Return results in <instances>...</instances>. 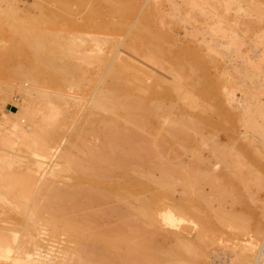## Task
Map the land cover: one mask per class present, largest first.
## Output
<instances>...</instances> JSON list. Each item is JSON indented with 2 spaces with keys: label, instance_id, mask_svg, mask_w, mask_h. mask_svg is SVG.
I'll return each mask as SVG.
<instances>
[{
  "label": "bare ground",
  "instance_id": "6f19581e",
  "mask_svg": "<svg viewBox=\"0 0 264 264\" xmlns=\"http://www.w3.org/2000/svg\"><path fill=\"white\" fill-rule=\"evenodd\" d=\"M44 1H50L51 3L55 4L58 9H63V8L67 9L69 3H71L72 1L77 2L76 4L74 3L76 6L77 5L79 6V4L85 5V3L88 2L87 9L90 4L89 1L87 0L86 2L84 0L83 1L43 0V2ZM97 1L99 0H96L94 2ZM102 1H104L103 3L105 5L103 3L101 4H103L107 8V10L106 8L104 9L106 10V16L108 17L103 22L102 26H104V28L108 31L109 34H113V35H115L114 33H116L117 31L118 32L125 31V29L129 25L128 21H126L127 17L130 14H132L134 10L137 8L139 0H101V2ZM213 1H217L215 2L216 4H218V2L220 3L218 6H216L215 3L212 2V0L188 1V5H189L188 7L190 9L189 10L186 9L188 10L185 13L186 18L193 16L192 15L193 13H198L202 15L204 18H206V20H204L205 21L204 23H206L205 26L207 27V29L205 28V26L203 27L206 29L207 32L204 29H195L194 34L195 35L197 34L198 37L200 36L199 39L201 38V42L203 43V46L205 45L207 53L214 52L215 55L223 54L222 56H224L228 52L226 54L227 56L234 54V56L236 55L237 57L242 59V61L245 63L244 66L242 65L243 68H240L241 66L237 67L238 66L237 64L236 66L235 65L229 66V64H227L228 66L224 68V71L228 67H230L227 69V73L229 69L232 70L231 72H233L239 77L237 81L238 80L241 81V83L244 84L243 86H246L247 81L251 80V83H253L255 87L257 86L258 88L260 87L259 89L260 91H256V92L261 93L262 91L263 93L264 75L263 77L260 76L261 65L259 64L258 60L256 61L252 60L253 58H256L258 56V53L261 56L259 60H264V19L262 18L264 15L262 13L264 12V8L259 5L261 2L258 4L257 0H250L248 4L247 2L248 0H246L247 2L246 5L239 6L240 2H238L239 3L238 4L237 2H235V0H213ZM73 2L71 3L72 6L74 5ZM90 2L92 1L90 0ZM242 2L241 4H245ZM140 4L138 5V7L140 6ZM234 4H236L237 7L236 6L233 7ZM40 5L41 3L39 4V7L42 6ZM98 5L95 6L94 8L93 6L90 7L97 11L96 7H98ZM154 6L153 5L147 7L145 6L146 9L145 10L143 9L144 11L142 10L143 13L139 16L138 20H136L129 33L127 32L128 37L126 38L127 41L125 46L135 55H138L141 58L146 59L153 65H156L157 67H160L161 69L170 73L173 77V78L171 77L172 78L171 81L173 82L170 86V89L165 92L159 91L157 85L158 83L161 82L158 81V78L149 77V78H153L151 79L152 80L151 83L148 85L147 83H144V79H146L144 77L147 76V72L145 71V69L143 70L142 68L136 66L134 63L128 61L129 58H127L128 59L127 60L120 56L117 57L116 61H114L113 58V61L115 63H112V65L110 64V67L108 69L106 68L107 70L105 71L106 72L105 76L103 75L104 77L101 76L99 77V79L97 77L98 84L95 83L96 86L93 88L92 90L93 92H91L90 98H88L89 100V102H87L88 105H86L87 106L86 109L84 108L85 112L84 114L81 113L83 117L80 122L78 121L79 122L78 125L76 124L74 128L72 127L73 130L71 132L70 139L64 148H61L59 137L61 133L63 134L62 129H66L63 127L66 125L67 121L69 122L68 119L71 117V115L69 114L70 113L69 110L66 108L67 107L66 105L68 103L66 96H68V94L63 93L65 90L64 87L65 85L68 86L77 85L76 84L77 81L75 80H77L76 76L77 74H79V70L81 66H79L78 61L76 60L78 59L85 60L86 56H83L84 54H82V52L80 53V49L78 48H80L81 46L78 43L79 39L76 40V38L80 37L79 34L81 33L80 30L82 29L85 28L86 30L87 28L91 29L92 26L93 29L95 26H97V28L95 27L96 29L99 28L98 27L99 25H93L94 23L93 22L91 23L92 20L91 18L94 17L93 16L94 11L92 12L89 11L88 9V11L91 12V14L89 13L85 18H83L85 20L82 21L81 23H77L74 20H72L74 17L71 19V17L69 18L63 16V14L60 15L59 10L57 11L55 9L52 10L51 8L44 7L43 11L45 10L46 13L48 14L46 18L41 20L42 23H44V29L35 30L34 28L33 32H38V33H31L32 30H30V28L32 26L29 27V25H27L24 28L23 25L26 20L23 21V19H21L22 20L21 21L19 18L17 19L16 14L14 13L15 11H13L14 9H7V10L3 9L4 10L3 11L0 7L1 9L0 13H2V15L0 14L2 16L1 17L2 22H6L7 26L10 29H12L13 34L11 37L15 45L14 49L18 50V48L21 47L20 49H23L24 52L25 61L21 63L19 62L14 63V69L12 71L13 76L16 79H20L21 81L24 82V84L20 85L23 88L28 83L33 84L39 81V77L35 73H33V69L31 68L30 61H31V57H33L34 60L36 59L41 64L43 69L41 74H46L48 80L47 85L57 90L56 93L50 92L48 90L40 91L39 93L32 92L35 89L34 87L32 88L25 87V89L22 90V93L24 95L31 97V101L37 99L39 102L45 103V105H43L42 107L44 111L42 112L41 115V123L38 126L36 125L37 118L35 117L36 109H34L33 106L34 104L29 103L30 100L28 99H27L28 103L21 104L20 105L21 108L19 109H15V110L8 109L9 111L8 113L6 111L7 109L4 108L1 109L2 114L0 116V144L8 145L11 148V150H3L0 148V213L1 214L3 213L4 215V213L6 214L8 211L15 210L17 211V215L18 212L20 213L19 215H21V213L23 212L22 214H24V217H27V219L25 218L26 219V222L24 221L25 226L23 225L25 227L24 229L26 230V234H24L25 239H23V244L21 243L22 246H19L20 245L19 240H17L16 238L15 239L18 241L19 244H17L14 238H12L11 240H2L1 237L0 244H4L5 246L2 245L4 247H0V264H67L68 261L74 264H79V263L82 264L85 258H87V260L89 258V256L85 254L86 252L89 253L90 256H93L91 253L95 255L96 254L95 252L98 249L99 250L101 249V251L103 249H104L103 251H107L106 249L108 250L111 249V251L112 249L114 250L116 249V252L117 249H120L121 250L120 258L123 259V262H125L127 259L128 260L130 259L129 252L132 251L137 252L138 249L146 248L147 246H150V244L152 246V243L148 242L149 240H147L146 238L147 236L145 237V235L147 233L148 234L151 233L148 231L150 230V228L154 226L155 219L151 216L149 217V219L146 218V215L148 213L147 210L144 207L139 208L137 202L138 199L137 188L139 185L138 174H137L138 164H139L138 156L142 155L143 157V154L144 155L153 154L154 149L157 151L156 144H154L153 141L155 140L154 142H156L158 140V144L159 141H165L167 138V137L165 138L164 136L165 134L171 139L177 140L176 139L177 134L186 131L187 128L190 126L188 125L190 124V121L188 120L186 123V121H182L177 118L175 121L173 120L174 121L173 123L168 124L169 125L168 126L165 125L167 123L166 122L167 119L166 121H164L165 119L163 121L159 120L162 122L160 123L161 126L160 124H158L159 126L158 133L161 131L160 133L164 132V134L162 133L161 135V137L163 136V138H158L160 137L159 136L160 133L158 134L155 132V134L158 135V137L156 135L155 137L154 136L155 129L152 128V126L150 125L149 119H152L153 116H155V114L157 113L156 111L157 107L156 108L153 106L149 107L148 106L149 104H147L148 101L147 98L150 99L154 98L152 100V103L154 104L157 103L156 106H159L162 103L159 104L154 100L160 98L161 96L165 98H170L172 95H174L176 98H179L180 100L182 99V101H185L184 105L195 104L196 101L192 99L193 98L192 96H194V94L190 90L191 88L190 89L188 88L189 90H187L188 87L186 86L187 83L182 82L183 80H180L182 79L180 77V73L183 72V77L186 78V77H190L192 74H195L197 70H199V72H201L203 75L201 77H204L207 74L209 61H211V64H215V65L217 64V60H215L210 55H209L210 59H206L202 57V55L200 56L198 54L199 52L198 50L200 49L194 50V48H192V50L188 51L185 48V49H178L175 51L173 50V48L171 49V46L169 47L165 46L164 43L165 44L173 43V39H171L169 30L167 28H163L160 26L163 23L160 17L159 18L157 17V19L156 17L154 18L155 12L153 13L154 9H152ZM169 7H171L170 9L171 16L180 19L182 15L180 16L181 13H180V6L178 1L171 0V6ZM232 7L237 9H232ZM100 8L103 9L102 6H100ZM71 9L73 10L74 8ZM156 9L157 8L155 7V10ZM231 9L233 11L235 10L233 14L236 15L238 13H241L239 12L240 10L243 11L245 9L242 12L241 16L240 14H238L237 16L240 18L242 16H243L242 18L248 16L247 21L244 22L245 29L243 30V32L246 31L248 33H251V35H253L254 37L256 36V38H254L255 40H252L251 44H249V42L247 41L250 46V52L251 51L252 53L254 52L253 56L252 55L249 56L248 54L245 55L241 49L242 44H244L245 41L243 39L244 33H242L243 36L241 34L242 38L239 37L240 34L238 36L236 29H239V27L234 28V25L236 24L238 26L237 20L239 18L236 15H234V17H232L231 19L229 14ZM45 11L44 12L41 11V12L45 15ZM97 12H95L94 15L98 17L97 14H99V12L98 13ZM65 14L67 13L65 12L64 15ZM70 14H72V12ZM250 14L252 15V17H250L251 16ZM90 15H92L93 17ZM253 15L255 16V18L253 17ZM113 17H115V19H112ZM156 20L157 21L161 20L160 21L161 23L159 21L158 22L160 24L157 23ZM57 21H60L58 23L59 25L60 23L63 22V24H61V26L64 25L63 28L62 27L57 28L58 26L56 27ZM207 21L209 22L207 23ZM239 24L241 23L239 22ZM17 25L18 28L15 27ZM26 27L29 28L30 30L29 32H28V28L26 29ZM200 27L202 28V25ZM100 28L102 32L103 29L101 26ZM204 32H206L208 35L206 36L205 35L206 33ZM122 33H118V34L116 33V36ZM113 35H109L105 37V39L102 38L103 39V40L101 39L102 42H100L101 40L99 41L98 37L93 36L92 39L98 38V40L96 39V44H94L95 46L96 45L98 46L95 52L98 51L99 46L101 45V44L99 45L97 42L102 44L104 43L105 45H101L100 47L102 46L105 47L100 48L99 49L101 50L100 52L99 51L98 53L96 52L93 56L89 57V59H87V61L84 63L88 64L90 61L94 60L95 62L92 61V63H90L91 65L93 63L97 64L100 62L103 64L105 63V61H108L109 60V59L107 60L108 54L113 55L112 50L116 48V44H117L116 36L114 37ZM80 39L81 41H83V37H81ZM199 39L198 41H200ZM81 41L80 43L84 42ZM201 45L199 46L201 47ZM220 45L224 46L223 48L224 50H226V53L223 52L224 50L221 51V49L219 48ZM115 52L116 51H114V53ZM186 54L191 56L195 61H197L198 58L199 59L202 58L201 60L196 62L197 68L196 67L193 68L192 66H189L190 69L188 70V65L183 64L181 62L182 60H179L181 56H186ZM164 56L165 57L170 56L167 58L168 62L166 61V58L164 59ZM113 57L115 56L113 55ZM29 62L30 64L28 66ZM224 71L222 70V72ZM93 73L95 75L94 70ZM224 73L218 75L215 78L214 83L209 87L192 86V88L194 87V90L199 94V95L195 94V96L197 95L198 98L200 96L202 97L211 96L212 94L211 92H214L216 95V93L224 90V92L229 94L228 99L230 101L232 96L235 94L234 91L236 89L234 90L233 87L234 85H236L234 84L236 81L233 83L232 82L233 80L231 79L232 80L231 81L229 79L230 77H233V76L229 77L231 73H229V75H227V73L225 74ZM178 76L180 79L178 78ZM92 79H93V75H92ZM261 80L263 81L262 85H260L259 82ZM191 85H193V83H191ZM194 85L197 84L194 83ZM77 86L79 87V85ZM189 87L191 86L189 85ZM61 90H63V92H60ZM245 91L247 92L248 90L245 89ZM189 92L191 93L189 94ZM254 92H252V94L253 95L255 94V96H257V93ZM254 97L252 98V100L250 98H249L250 100L248 99L249 101L246 100L247 105H245V110L241 108L243 109L242 114H238L237 112H234L233 110L226 108L222 101L216 102L214 100L216 103L212 101L215 104V105L213 104L214 110H217L227 116L232 117L234 123L237 124L239 122L242 123L243 130L248 135L252 136L251 142H253V139L256 140L258 138L259 140V138L264 137V93L260 98L261 100L258 99L259 96H257L256 98L258 100H255ZM159 107L161 108V106ZM181 108L182 107L179 108L180 109L179 111L182 110ZM73 109L75 110L76 108L73 107ZM6 113L9 115L12 114L11 116L15 117L16 119V121H14L13 125H11L10 127L7 126ZM184 113L186 114L187 112ZM24 115H27L29 117V120L27 121L28 124L26 126H23L22 124L24 123L22 122V118L26 117ZM167 116L169 117V115ZM179 118L183 119V117H179ZM183 120H185V118ZM150 126L152 129L150 128ZM164 126L167 127L165 128ZM150 129L151 132L147 133L150 131ZM142 131L146 132V133L143 132L145 134L144 136L142 135L143 134ZM86 133L90 134V135L87 134L89 135L88 139L87 137H84ZM10 134H12V136L14 137L13 140L10 138L12 137L10 136ZM148 134L149 135L153 134L152 136H149L153 138L152 139L149 138ZM90 136H93L95 138ZM89 137L91 139L90 141L94 139H96V141L94 140L92 142H88ZM12 149H15V151L17 152H13ZM162 151L161 153L163 154ZM18 152L26 153L28 155H33L41 159H39L38 161L39 163L35 164V162H27L25 165H23L24 163L23 158H26L27 156L24 154H20ZM78 154L80 155L85 154L86 159L84 157L83 158L85 159L84 161L78 162L77 161ZM252 155L251 158L254 159V156L252 157ZM55 158H57V161L54 163L52 161ZM48 159H52L49 164L50 166L48 167L50 174L49 173L48 174L50 176L58 178L61 177V175H63L62 174L63 172L64 173L69 172L71 175L70 181L68 182L66 181L58 185L59 183L58 184L55 183L53 178L52 179L48 178L45 180L43 178L44 182L42 183L39 181L42 185L38 184L40 185V187H37L38 174L40 175L42 171L45 172L42 163L47 162ZM13 164H16L15 168L12 167ZM228 164L229 166H233L235 170L239 169L237 162H232ZM86 169L90 172L91 177L88 178V180H86L85 178L83 179L88 182V183L85 182L88 185L87 187H82L83 186L81 185L82 178L85 176L82 177L81 175L84 174ZM88 171H86V173ZM187 178L188 176L184 180H187ZM183 183L184 184L181 188L182 189L181 191L183 193V199L181 201H175V206H174L175 211L169 212L166 215H162L161 220L164 221L165 223H168L172 227L176 228V226L173 225H178L181 222L193 223L192 220L187 218V215L190 216L192 215L200 220V223L204 226V228H208V229L211 228V218L209 215L210 211L208 209L209 207H201L196 205V203L198 202L200 203L204 202L206 204L207 197L204 196V194L202 195V193L200 194V192L199 194L198 193L195 194L193 192L194 190L192 184H190L188 181L187 183L185 182ZM39 195L41 197L40 199L38 197ZM131 199L135 200V203L130 201ZM41 200L43 203L40 202ZM100 200H102L104 204L105 202L108 204L109 203L108 201L110 200L114 202L118 201V203H120L118 204L119 206L117 207L111 206L112 207L111 209L109 207L108 213H105V215L106 214L110 215L111 213L112 215L114 214L117 216L118 221L116 220L115 224L110 226L107 225L106 227L100 228V226L98 225V221H99L98 219L101 216V214L94 213L91 211H90L91 213L90 212L86 213L87 208L90 209V207H92L95 203H97ZM213 200L215 201V199ZM116 203L117 202H115V205ZM129 203L131 204L130 207H129ZM26 205L28 206V208ZM3 208H5L6 209L5 211L7 212H5ZM45 210L47 211L48 214L47 218L41 216L43 214V211ZM221 210L225 211L226 216L228 215L232 217L233 222L242 220L238 215L232 214V211L228 207ZM216 212L213 213L215 214V216H217L219 220L220 213L217 215ZM7 214L6 216L10 215ZM40 216L43 217L42 218V220L44 221L43 226L48 228V230L45 231L49 232L47 234L43 233L47 236L46 238L48 239H46L45 235L43 236V234L40 232L42 234L41 236H43V238L46 239L43 240L45 242L48 241L46 242V246L44 244L45 247H43V249L41 248L39 243L40 240L42 239L40 240L37 239L39 241L38 242L35 238L36 234H38L39 232V231L37 232L38 228L36 227V224L39 223L38 221H40ZM15 219L17 220V218H15L14 216V220L12 221L18 222ZM252 221L253 223L247 224L248 227H246L247 228L246 229L247 231H245L246 234L245 235L243 234L244 235L243 239L244 238L245 239L243 241L241 240L242 244H240V246L237 245L239 248L236 247L238 249L232 253V256L234 257L233 264H254L256 261L257 262L260 261L264 263V249L262 247V241L264 239V214L262 219L259 218L256 220L252 219ZM231 227L232 225L230 226V228ZM61 236L65 240H60L59 242L62 244L65 242L66 243L63 245L62 244L58 245L59 244L58 243L57 246L60 247L62 245L61 248H59V250L57 251L55 250L53 251L52 245H54L53 243L54 238L55 237L60 238ZM178 236L180 235L178 234L177 238ZM38 238L41 237L38 236ZM196 238L197 235H194L193 238L186 239L187 241L183 239L184 243L181 242L182 243L181 245L179 242L180 239L178 238L179 240L177 242L180 245V249L182 250V254L179 257V261H185V260L187 261L188 256L193 251L192 243L195 244L194 241L196 240ZM43 240L41 242H43ZM23 245L24 246L30 245V247L26 248L27 246L24 247Z\"/></svg>",
  "mask_w": 264,
  "mask_h": 264
},
{
  "label": "rangeland",
  "instance_id": "374dc122",
  "mask_svg": "<svg viewBox=\"0 0 264 264\" xmlns=\"http://www.w3.org/2000/svg\"><path fill=\"white\" fill-rule=\"evenodd\" d=\"M80 1H83V0H80ZM80 1H78V2H80ZM84 1L86 2V0H84ZM87 1H89V3H90L89 7H88L89 11H92V12L94 11V13H93L94 17L92 15H90L93 17V18L90 17L92 19V20L90 19L91 23L93 22L94 23L93 25H99L98 26L99 28L96 29L97 26H95L96 28L94 27V29H93L92 28L93 26L92 27L90 26L91 29L90 28H87V30H86V28L82 29L84 31L80 30V32H81L79 34L80 37L76 38V40L79 39L78 43L81 46L80 48H78V49H80V53L82 52V54H84L83 56H86V57H85V60H81V59L76 60V61H78L79 66H81L80 70H79V74H77V76H76L77 80H75V81H77L76 84L79 85V87L77 85L76 86L65 85L64 92H63V90L60 91V92L68 94V96H66L68 103L66 105L67 107L66 106L65 107L69 110V112H70L69 114L71 115V117H70L71 119L69 118L68 119L69 122L67 121L66 125L63 127L66 129H62L63 134L61 133V135L59 137L61 148H64L67 145V143L70 139L71 132L73 130L72 127L74 128L76 126V124L78 125L79 122L81 121V119L83 117L82 114H84L85 109L87 107L86 105H88L87 102H89L88 98H90L91 92H93L92 90L96 86L95 83L98 84L97 82H98L99 77L105 76V73H106L105 71L110 67V64L112 65V63H115L114 61L117 60V57L121 56L125 59L129 58V60L127 59L128 61L134 63L136 66L142 68L143 70L145 69V71L147 72V76L144 77V78H146V79H144V83H147V85L151 83V81H152L151 79L158 78V81L161 82V83H158V85H157V88L159 91L165 92V91L170 89V86L173 82V81H171L173 77L170 73L161 69L160 67H157L156 65H153L152 63H150L146 59L141 58L138 55H135L130 50H128L125 46L126 41H127L126 38L128 37V33L132 29V26L134 25L136 20H138L139 16L146 9L145 6L147 7V6H151V5L154 6L155 5L152 8V9H154L153 13L155 12L154 18L156 17V19H157V17L158 18L160 17V19L163 21L162 25H160V26L163 28H167L169 30L170 35H171V39H173V43H166V44L164 43L165 46H168V47L171 46V49L173 48V50H175V51L178 49H185V48L188 51L192 50V48H194V50L200 49V50H198L199 51L198 54L200 56L202 55V57H204L206 59H210V57H209V55H210L215 60H217V64L216 65L211 64V61H209V64L207 62V64L209 66L207 68V74L204 77H201L203 75L201 72H199V70H197V72L195 73L198 76L195 74H192L190 77L185 78V77H183V72L180 73V77L182 79H180L178 76V78L180 80H183L182 82H185L188 84V85L186 84V86H188L187 90H189L191 88L190 90L194 94V96H192L193 97L192 99H194L196 101L195 104H192V105L188 104L189 106L187 104L184 105L185 101H182V99L180 100L179 98H176L174 95H172L170 98H165V97L161 96L160 98L154 100V101L158 102L159 104L160 103L163 104V106H162V104L159 105V106H161V108H162L161 109L159 106H156L157 103L156 104L152 103V100L154 98L153 99L147 98V100H148L147 104H149L148 105L149 107L150 106L151 107L153 106L155 108L157 107L156 108L157 113L155 112L157 115L155 114V116H158V117L153 116V118H156V119H153V118L149 119V123L152 126V128L157 130V131H155L153 129L154 130V136L156 135L158 137V135L155 134V132L158 133V127H159L158 124H160L164 119H165L164 121H166V119H167V121H166L167 123L165 125L173 123L177 118L182 120V121H186V123L188 120L190 121V124H188L190 126L187 128V130L177 134V137H176L177 140L171 139L170 137H168L165 134L164 135L165 138L167 137L166 140L165 141H159V144H158V140L156 141L157 143L154 142L155 140L154 141L152 140L153 143L156 144V148H157V151L154 149V152H153L154 155L153 154H149V155L143 154V157H142V155L138 156L139 164H138L137 174H138L139 185L137 188L138 189V191H137L138 192L137 202H138L139 208L144 207L147 210L148 213L146 215V218L149 219V217L151 216L155 219L154 226L152 228H150V230L148 231L151 233L150 234L144 233V234H146L145 237L147 236L146 237L147 240H149L148 242L152 243V246L150 244V246H147L146 248L138 249L137 252H135V251L129 252L130 259L129 260L127 259L128 261L124 260L125 262H123V259L120 258V256H121V250L120 249H117V252H116V249L115 250L112 249V251H111V249H109V250L106 249L107 251H103L104 249L102 251H101V249L100 250L98 249V250H96L95 255L93 253H91L93 256H90V254L86 252L85 254H87L89 256V258H88V260H87V258H85L83 260L82 264H206V263L207 264H233V258L234 257L232 256V253L235 252L239 248L238 246H240V244H242L241 242L245 239V238L243 239V237L246 234L245 231H247L246 230L247 229L246 227H248L247 224L253 223L252 219L253 220L254 219L256 220L258 218L262 219L263 214H264V137L259 138V140H258V138L256 140L253 139V142H251L252 136L248 135L243 130L242 123H240V122L238 124L234 123V120L232 117L227 116V115H225V114H223L217 110H214V105H215L214 103L222 101L226 108L233 110L234 112H237L238 114H242L243 109L245 110V105H247L246 100L247 101H249L250 99L252 100V98L255 96V94L253 95L252 92H254V90H255L254 93H257V96H259L258 99H260L262 97V94L264 93V90H263V93H262V91H261V93L256 92V91H260L259 90L260 87L258 88L257 84H256L257 87H255V85L253 83H251V80H248L246 83L247 85L243 86L244 84H242L241 81H239V80L237 81V79H239V77L236 74H234L233 72H231L232 70L229 69V71L227 73V69L230 67H228L224 71V68H226L228 66L227 64H229V66H232V65L236 66V64H237L238 65L237 67L241 66L240 68H243L242 65L244 66L245 63L242 61V59H240L236 55H235L236 56L235 57L234 54L230 55L231 57L229 55L227 56L226 54L228 52L226 53V50H224L223 45H220L219 48L221 49V51L224 50L223 52L226 53L224 56H222L223 54L215 55L214 52L207 53L205 45L203 46V43L201 42V38L199 39L200 36L198 37L197 34L196 35L194 34L195 29H204L206 31L207 27L205 26L206 23H204L205 22L204 20H206V18H204L202 15H200L198 13H193L192 14L193 16L186 18L185 13L190 9L188 7L189 6L188 5L189 0L188 1L186 0L187 2L185 0H183V1L182 0H176V1H178L179 6H180V13H181L180 16L182 15L180 17V19H177L176 17L171 16V11H170L171 7H169V6H171V0H156V1L155 0L154 1H152V0H139L138 5L141 2L140 6L138 7V5H137V8L134 10V12L128 16L129 18L127 17L126 21H128L129 25L127 26L125 31H122L123 33L121 31H119V32L117 31L116 32L117 34L122 33V34H119L117 36H116V33H114L115 35L109 34L108 31L104 28V26H102L103 22L108 18L106 16L107 8L104 6L105 5L103 3L104 1H102V2H101V0H99L97 2H94L96 0H91L92 2H90V0H87ZM242 1H244V2H242ZM85 2H83V3H85ZM212 2L215 3L217 1L212 0ZM235 2H237V3L240 2V4L238 3L239 6H242V5L244 6L247 4V2L249 4L250 0H248L247 2H246V0H241V1L235 0ZM241 2L245 3V4H241ZM40 3L42 5V6L40 5L41 7H39ZM71 3H69L67 9H65V8L58 9L57 6L53 3H51L50 1H44L43 2V0H0V7L2 10L3 9L4 10L14 9L13 11H15L14 13L16 14L17 19L18 18L20 20L23 19V21L26 20L24 22V25L22 24L23 27L25 28V26H27V25H29V27L32 26L33 29H32V27L30 28V30H32L31 33H38V32H33L34 28H35V30H37V29L43 30L44 29V23H42L41 20L46 18L48 15L45 10H44L45 15L42 13V12H44L43 11L44 7L51 8L52 10H54V9L57 11L59 10L60 15L63 14V16H66L69 18L71 17V19L74 17L72 20H74L77 23H81L82 21L85 20L83 18H85L89 13L91 14V12H89L87 9L88 2L85 3V5L79 4V6L75 5L77 2H73V4L75 3L73 6ZM97 3L100 5H98ZM101 3H103L104 5ZM219 3L220 2H218V4L215 3V5L218 6ZM257 3L258 4L260 3L259 5L264 8V0H257ZM97 5H98V7H96V9H97V11L99 10L98 12H99V14H101V15L97 14L98 17L96 15H94L95 12H97V11L90 7V6H93V8H94ZM100 6H102L103 9H101ZM235 6L237 7L236 4L233 5V7H235ZM155 7L157 8L156 9L157 11L155 10ZM233 7H232V9H237V8H233ZM71 8H74V9L72 10ZM85 8H86V10H85ZM90 8H91V10H90ZM104 8H106V10ZM186 9H188V10H186ZM232 9L230 10V13L228 12L230 14L231 19H232V17H234V15H236V14H233V12H235V10L233 11ZM245 9H246V7H245ZM69 10L72 12V14H70L71 12ZM100 11H103V12H100ZM243 11L240 10L239 12H241V13H238V14H240V16H241ZM63 12L64 13L66 12L67 14L64 15ZM262 13L264 14V12H262ZM0 14L2 15V13H0ZM102 14L104 15V17ZM1 15H0V116L2 114L1 109L2 108L6 109L7 104L9 102L13 104L11 109L15 110V109L21 108V106H20L21 104L28 103V100H30L29 103L34 104L33 105L34 109H36L35 117L37 118L36 119L37 120L36 125L38 126L41 123V115H42V112L44 111L42 109V107H43V105H45V103L44 102L41 103L37 99H35L36 102H35V100L31 101V97L24 95L22 93V90L25 89V87H27V88L34 87L35 89L32 92H36V93H39L40 91H44V90H48L50 92L56 93L57 90L53 89L52 87H49L47 85L48 80H47L46 74H41V72L43 71L42 66L36 59L34 60L33 57H31V61L30 60H28V61L31 62V68L33 69V73H35L39 77V81H37L33 84L28 83L26 86H24V88L20 86V85L24 84V82L21 81L20 79H16L13 76L12 71L14 69V63L15 62L21 63V62L25 61L24 52H23V49H20L21 47H19L18 50L14 49L15 45H14V43L12 41L13 39L11 37L13 34L12 29H10L7 26L6 22H2V20H1L2 16ZM99 16L101 17V19ZM183 17H185V18H183ZM242 17L241 18L238 17L239 18L237 20L238 26L234 23L235 24L234 28L239 27V29H236V31L238 33V36L240 34V36H239L240 38H242V36H243L242 33H244L243 39L245 41L241 47L243 53L245 55L248 54L249 56H251V55L253 56L254 52L253 53H252V51L250 52L249 44H251L252 40H255L254 38H256V36L254 37L253 35H251V33H248L246 31L243 32V30L245 29V23L244 22L247 21L248 16L244 17V18H242ZM250 17H252V15ZM253 17L255 18L254 15H253ZM95 18H96V21H95ZM262 18L264 19V15ZM112 19H115V17H113ZM181 19H182V21H181ZM99 20H101V21H99ZM158 21L156 20L157 23L160 22V21L159 22ZM238 21L241 24H239ZM59 22L60 21L56 22V27L58 26L57 28H59V27L63 28L64 25L61 26V24H63V22L61 21L62 23H60V25L58 24ZM202 22L204 23V25ZM208 22L209 21H207V23ZM97 23H99V24H97ZM193 25H195V26H193ZM201 25H202V28L200 27ZM100 26L103 29L102 32H101ZM191 26H192L193 30H192ZM203 26H205L206 29ZM15 27L18 28V25ZM27 28L28 27H26V29ZM62 28H60V29H62ZM30 30L28 28V32ZM97 30H98V32H97ZM190 31L192 32V34ZM206 32H204V33H206ZM245 32H246V34H245ZM82 33H85V34L87 33V34L85 35ZM104 33H105V36H104ZM126 33H127V36H126ZM241 34H242V36H241ZM109 35H113L114 37L116 36V39H117L116 48H114L112 50V52H113L112 54L116 58L113 57V55L108 54L107 60L108 59L109 60L105 61V63H103V64L100 62L97 64L93 63L90 65V63H92V61L95 62L94 60L90 61L88 64L84 63L87 61V59H89V57L93 56L96 52L98 53V51L99 52L101 51V50H99L100 48L103 47V46L100 47L101 45H105L104 43L102 44V43L97 42L99 45L100 44L101 45L99 46L98 51L95 52V50L98 48L97 45H96L97 47L94 45V44H96V39L98 40V38H99V41H100L102 38L105 39V37H107ZM205 35L207 36L208 34L206 33ZM93 36L98 37V38L92 39ZM196 36L198 37V39L200 41H198ZM81 37H83L84 42L81 41V39H80ZM102 40L100 42H102ZM80 41L83 43H80ZM247 41L249 42V44ZM200 42L202 43V45ZM245 42H247V43H245ZM199 45H201V47ZM94 47H96V48H94ZM203 47H205V48H203ZM225 48H226V46H225ZM114 51H116V52L114 53ZM201 51H203V52H201ZM9 53H10V55H9ZM211 53L213 56L211 55ZM7 54H8V56H7ZM117 55H119V56H117ZM110 56H112V57H110ZM168 57H170V56H167V57L164 56V59L166 58V61H167ZM113 58H114V61H113ZM260 58H261V56L258 53V56L256 58H253L252 60H254V61L258 60L259 61V64L261 65L260 66V68H261V73H260L261 75L260 76L263 77V75H264L263 74L264 73V60H259ZM201 59L198 58L197 61H199ZM179 60H182L181 62L183 64L188 65V70L190 69L189 66H192L193 68H195V67L197 68V63H196L197 61H195L191 56H189L187 54H186V56H181L179 58ZM30 62L28 63V66H29ZM93 70L95 72V75L93 73ZM150 70H152L153 72ZM222 70L225 73H227V75H229V73H231V75H229V77L233 76L234 78L230 77L229 79L230 80L232 79L233 81L232 80L231 81L233 83L235 81L237 82V83L236 82L234 83L236 85H234L233 89L234 90L236 89V90L234 91L235 94L232 96L231 100L229 101V99H228L229 94L224 92V90L216 93V95L214 92H211L212 93L211 96H204V97L200 96L202 98H200V97L198 98L197 95H199V94L194 90V87H200V86L209 87L210 85H212L214 83V80L218 75H220L221 73H224V72H222ZM153 74H154V76H153ZM92 75H93V79L95 78L94 80L92 79ZM97 77H98V79H97ZM149 77H153V78H149ZM227 78H228V76H227ZM235 78H236V80H235ZM185 79H186V81H185ZM259 82H260V85H262L263 81L261 80ZM259 82H258V85H259ZM191 83H193V85H191ZM194 83L197 85H194ZM81 84H82V86H81ZM189 85L191 87H189ZM253 85H254V87H253ZM192 86H194V87L192 88ZM27 88H26V90H27ZM244 88L246 90H248L247 91L248 93L245 91ZM250 91H252V92H250ZM190 93L191 92H189V94ZM195 94H197V95L195 96ZM53 95H54V93H53ZM257 96L254 97L255 100H258V99H256ZM180 101H181V103H180ZM196 103H197V105H196ZM198 105L201 107H199ZM166 106L168 109L166 108ZM73 107L76 109L74 110ZM180 107H182L181 111H179ZM38 108H39V110H38ZM241 108H243V109H241ZM82 109H83V112H82ZM169 109H170V111H169ZM6 111H7V113L9 112L8 109ZM184 112H187L186 113L187 115ZM7 113H6L7 126L10 127L11 125H13V123H14V121H16V119H15V117L11 116L12 115L11 113H10L11 115H9ZM72 113H73V115H72ZM36 114H37V116H36ZM166 114L169 115V117ZM181 115H183V116H181ZM24 116H26V117L22 118V122H24V123L26 122V123H25V125H24V123H22V124H23V126H26L28 124L27 121L29 120V117L27 115H24ZM178 116L183 117V119L185 118V120L179 118ZM156 120H158V121H156ZM159 120H162V121H159ZM76 121H77V123H76ZM154 121H156V122H154ZM163 125H164V123H163ZM151 126H150V128H151ZM160 126H161V124H160ZM151 129H150V131L148 130L149 132H147V133H150ZM143 132H145V131H142V133ZM162 133L164 134V132H162ZM162 133L159 134L160 137H158V138H163V136L161 137ZM87 134H89V133H86V135H84V137H87V139H88V136L90 134L89 135H87ZM142 135L144 136L145 134L143 133ZM152 135L148 134V137L152 136ZM10 136H12V134H10ZM90 137H93V136H90ZM90 137H89L88 142H92L94 140L96 141V139L90 141L91 140ZM10 138L12 140L14 139L13 136ZM93 138H95V137H93ZM149 138H151V137H149ZM66 140H67V142H66ZM161 140H164V139H161ZM159 145H161V146H159ZM0 148L3 150H11V148L6 144H0ZM12 151L17 152V151H15V149H12ZM161 151L163 152V154L161 153ZM18 153H20V152H18ZM252 153H253V155H252ZM20 154H24L27 156L26 158H23V162H24L23 165H25L27 162H35V164H36V163H39L38 161H39V159H41L39 157H36L33 155H28L26 153H20ZM80 154H78V158H77L78 162L84 161L86 159L85 154L84 155L83 154L80 155ZM251 155H252V157L254 156V159L251 158ZM81 156H83V157H81ZM84 157H85V159H83ZM57 158L53 159L52 162L55 163L57 161ZM48 160H47V162L42 163V166H43L45 172L42 171L40 175L38 174L37 187H40V185H42L40 182L43 183L44 180L48 179V178L49 179L53 178L55 183H57V184L59 183L58 185L62 184L63 182H66V181L67 182L70 181L71 175L69 172H65V173L63 172L62 173L63 175H61V177H58V178L50 176L48 167L50 166L49 164H50L52 159H48ZM142 160H144V161H142ZM232 162H237L238 168H239L238 170H235L233 166H229L228 163H232ZM12 167L15 168L16 164H13ZM46 170H47V173H46ZM86 171H88V170L86 169L84 174L81 175L82 177L85 176L82 178V184H81V185H83L82 187H87L88 184H86V183H88V182L86 180H88V178L91 177L90 172L88 171L86 173ZM146 172H148V173H146ZM187 176H188V178L190 177L191 179L187 178V180H184V179H186ZM39 178H40V180H39ZM43 178H44V180H43ZM84 178L86 180H83ZM67 179H69V180H67ZM187 181L190 184H192L193 190H194L193 192L195 194H197V193L199 194V192H200V194L202 193V195L204 194V196L207 197V203L209 205L207 203L205 204L204 202H201V203L198 202V203H196V205L201 206V207H209L208 208L210 211L209 215L211 218V228H209V229L204 228V226L200 223V220L197 217L192 216V215L191 216L187 215V218L192 220L193 223L181 222L178 225H173V226H176V228L172 227L168 223H165L164 221L161 220L162 215H166L169 212L175 211V209H174L175 201H181L183 199V193L181 191L182 190L181 188L184 184L183 182L187 183ZM38 184H40V185H38ZM38 197H39V199L41 198L40 195ZM213 199H215V201ZM110 201H108L109 202L108 204L106 202L104 204V202L102 200H100L97 203H95L92 207H90V209L89 208L86 209L87 210L86 213H89L91 211L94 213H100L101 216L103 215L102 218L100 216L98 219L99 220L98 225L100 226V228L106 227L107 225L108 226L113 225L116 223V220L118 219L116 215H114V214L112 215L111 213H110V215H107V214L105 215V213H108L109 207L111 209L112 208L111 206L117 207V206H119L118 204H120V203H118V201H115V202H117L115 205L114 201H112V200H110ZM130 201L135 203V200H133V199H131ZM208 201L211 203H209ZM40 202L43 203L42 200ZM130 203H129V207L131 206ZM227 207L232 211V214L238 215L242 220L233 222L232 217L227 215L228 216V218H227L225 211L221 210V209H225ZM27 208H28V206H27ZM3 209H4V211L6 210L5 208H3ZM212 211L214 213L217 211L216 212L217 215L220 213L219 214V216H220L219 220H218L217 216H215V214ZM5 212H7V211H5ZM20 212H21V209H20ZM7 213L10 214L9 215L10 217L6 216ZM7 213L6 214L4 213V215H3V213L2 214L0 213V217H1L0 218L1 219L0 220V228H1L0 229V240H1V237H2V240H11L12 238H14V239L16 238L17 240H19V243H20L19 246H22L23 239H25L24 234H26V230L24 229L25 228L24 224L26 222L27 217H24V214H22L23 212L21 213V215H19L20 213L18 212V215H19L18 216L17 211H15V210L8 211ZM11 213H12V215H11ZM47 215H48L47 211L45 210V211H43V214L41 216H43L44 218H47ZM14 216H15V218H17V220L16 219L15 220L18 222L12 221V220H14ZM41 216H40V221H38L39 223L36 224V227L39 229V230L37 229V232L38 231L39 232L35 236L36 240L37 239L38 240L48 239V238H46L47 236L45 235V234L49 233L48 231H45V230H48V228L43 226L44 221L42 220L43 217H41ZM18 217H20V218H18ZM230 218H231V220H230ZM10 219H12V220H10ZM231 225H232V227L230 228ZM177 226H178V228H177ZM22 227H23V229H22ZM195 231H197V232H195ZM40 232L42 234L45 233V234H43V236L45 235L46 239L43 238V236H41L42 234ZM182 233H183V235H182ZM195 233H197V234H195ZM1 234H2V236H1ZM144 234H142V235H144ZM178 234L180 235V236H178V238L180 240L177 238ZM194 235H197V238L194 241L195 244L192 243L193 244V246H192L193 251L188 256L187 261L186 260L185 261H179V257L182 254V250L180 249V245L182 243H184L183 239L186 240L188 238H193ZM6 236H8V237H6ZM38 236H40L41 238H38ZM180 237H182V238H180ZM60 238H62V236ZM60 238H57V237L54 238V242H53L54 245H52L53 251L59 250V248H61V246L66 243L65 241H64L65 243H63V244L60 243L59 242L60 240H65L64 238H62V239H60ZM17 240H16V242H17V244H19ZM42 240H40V242L39 241L38 242L40 243V246L43 249V247L46 246V242H48V241L45 242L43 240V242H41ZM56 240H57V243H56ZM178 240L180 242V245L177 242ZM44 244H45V246H44ZM57 244L58 245L62 244V245L59 247V246H57ZM2 245H4V244H0V247L5 246V245L4 246H2ZM24 247L29 248L30 245H25ZM236 247H238V248H236ZM233 248H236V249H233ZM133 258L136 260H134ZM68 263H70V261H68L67 264ZM70 264H74V263L71 262Z\"/></svg>",
  "mask_w": 264,
  "mask_h": 264
},
{
  "label": "built area",
  "instance_id": "2783aa9c",
  "mask_svg": "<svg viewBox=\"0 0 264 264\" xmlns=\"http://www.w3.org/2000/svg\"><path fill=\"white\" fill-rule=\"evenodd\" d=\"M262 247H263V249H264V239H263V241H262ZM254 264H264V263H263V262H260V261H259V262L256 261Z\"/></svg>",
  "mask_w": 264,
  "mask_h": 264
},
{
  "label": "crops",
  "instance_id": "0c3cea01",
  "mask_svg": "<svg viewBox=\"0 0 264 264\" xmlns=\"http://www.w3.org/2000/svg\"><path fill=\"white\" fill-rule=\"evenodd\" d=\"M12 106H13V104L9 102V103L7 104V108H6V109L12 110V109H11ZM5 107H6V106H5Z\"/></svg>",
  "mask_w": 264,
  "mask_h": 264
}]
</instances>
